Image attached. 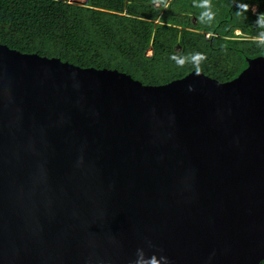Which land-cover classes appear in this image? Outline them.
Masks as SVG:
<instances>
[{
  "label": "water",
  "instance_id": "obj_1",
  "mask_svg": "<svg viewBox=\"0 0 264 264\" xmlns=\"http://www.w3.org/2000/svg\"><path fill=\"white\" fill-rule=\"evenodd\" d=\"M138 248L264 259V58L153 85L0 42V264H130Z\"/></svg>",
  "mask_w": 264,
  "mask_h": 264
},
{
  "label": "trees",
  "instance_id": "obj_2",
  "mask_svg": "<svg viewBox=\"0 0 264 264\" xmlns=\"http://www.w3.org/2000/svg\"><path fill=\"white\" fill-rule=\"evenodd\" d=\"M166 2L167 7L156 0H0V42L153 85L195 72L192 63L178 66L173 54L203 53L200 72L222 82L237 78L248 61L264 58V46L256 43L264 31L256 25L264 0H211L210 22L200 21L203 9L194 0ZM238 4L249 10L237 15Z\"/></svg>",
  "mask_w": 264,
  "mask_h": 264
},
{
  "label": "clouds",
  "instance_id": "obj_3",
  "mask_svg": "<svg viewBox=\"0 0 264 264\" xmlns=\"http://www.w3.org/2000/svg\"><path fill=\"white\" fill-rule=\"evenodd\" d=\"M156 2L164 3V6L167 7L166 0H156ZM194 6L203 9L199 17L201 22H210L214 19L211 0H194ZM249 7L250 6L248 4H238L239 10L237 11V15L246 13L249 10ZM253 11H255V9H253ZM256 25L259 28L264 29V13L257 14ZM256 43L264 46V31L259 33L256 38ZM170 58L180 67H183L185 63H192L195 67V74L199 75L200 64L202 61L206 60L207 57L203 53L197 52L186 56L173 54ZM188 90H193V86L191 84L188 85ZM147 243L149 247H153L150 241ZM130 264H170V262L168 258L162 254V250L159 255L156 252H153L151 255H147L144 248H138L136 250V259L131 261Z\"/></svg>",
  "mask_w": 264,
  "mask_h": 264
},
{
  "label": "rangeland",
  "instance_id": "obj_4",
  "mask_svg": "<svg viewBox=\"0 0 264 264\" xmlns=\"http://www.w3.org/2000/svg\"><path fill=\"white\" fill-rule=\"evenodd\" d=\"M255 10H256V9H255ZM147 53H148V54H150V53H151V51L149 50Z\"/></svg>",
  "mask_w": 264,
  "mask_h": 264
},
{
  "label": "built area",
  "instance_id": "obj_5",
  "mask_svg": "<svg viewBox=\"0 0 264 264\" xmlns=\"http://www.w3.org/2000/svg\"><path fill=\"white\" fill-rule=\"evenodd\" d=\"M80 1H83V0H80Z\"/></svg>",
  "mask_w": 264,
  "mask_h": 264
},
{
  "label": "bare ground",
  "instance_id": "obj_6",
  "mask_svg": "<svg viewBox=\"0 0 264 264\" xmlns=\"http://www.w3.org/2000/svg\"><path fill=\"white\" fill-rule=\"evenodd\" d=\"M256 9V8H255Z\"/></svg>",
  "mask_w": 264,
  "mask_h": 264
}]
</instances>
